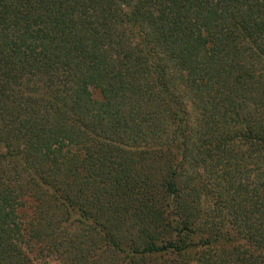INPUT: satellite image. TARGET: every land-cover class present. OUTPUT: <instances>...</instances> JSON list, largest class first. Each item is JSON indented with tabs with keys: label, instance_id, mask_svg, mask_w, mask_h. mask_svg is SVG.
<instances>
[{
	"label": "trees",
	"instance_id": "1",
	"mask_svg": "<svg viewBox=\"0 0 264 264\" xmlns=\"http://www.w3.org/2000/svg\"><path fill=\"white\" fill-rule=\"evenodd\" d=\"M0 264H264V0H0Z\"/></svg>",
	"mask_w": 264,
	"mask_h": 264
}]
</instances>
